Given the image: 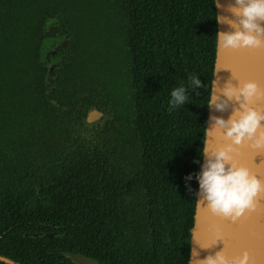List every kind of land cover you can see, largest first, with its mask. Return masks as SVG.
<instances>
[{"label": "trees", "instance_id": "16d2710c", "mask_svg": "<svg viewBox=\"0 0 264 264\" xmlns=\"http://www.w3.org/2000/svg\"><path fill=\"white\" fill-rule=\"evenodd\" d=\"M216 14L213 0H0L1 257L189 264ZM118 71L127 113L92 130L79 94L113 98Z\"/></svg>", "mask_w": 264, "mask_h": 264}, {"label": "water", "instance_id": "95a60500", "mask_svg": "<svg viewBox=\"0 0 264 264\" xmlns=\"http://www.w3.org/2000/svg\"><path fill=\"white\" fill-rule=\"evenodd\" d=\"M218 3L219 7H216L220 17L217 21L218 32L230 33L240 28L239 17L231 10L236 6L235 0H218ZM260 23L264 25V20ZM261 38L264 39V36ZM53 68L52 65L49 66L50 71ZM246 80L256 81L261 90H264V45L259 48L237 49L217 45L211 93L218 98L216 102L224 103V107L218 109L216 102L209 106L206 128L219 129V134L207 136L209 152L203 154L201 170L206 167L213 150L232 143L231 138L223 135L226 127L217 125L216 118L225 121L233 118L237 110H240L241 101L235 97L229 98L224 94L223 89L229 85L239 88ZM52 103L57 105L55 100ZM249 106L264 113V97L255 99ZM101 115L95 108L90 109L87 123L98 121ZM260 124L264 126V120H261ZM233 147L237 150L232 153L234 159L248 167L250 172L264 183V147H254L253 141L247 139L240 144H234ZM257 199L259 204L255 210H245L241 216L233 220L230 215L215 213L208 208L204 193L198 188L194 225L191 229L189 264H203L207 257H214L217 252H223L232 258L239 256L245 250L250 254V264H264V192ZM25 236L56 237L57 233H26ZM67 255L77 264H100L98 260L85 254L67 253ZM0 261L14 264L1 256Z\"/></svg>", "mask_w": 264, "mask_h": 264}, {"label": "clouds", "instance_id": "9594fccd", "mask_svg": "<svg viewBox=\"0 0 264 264\" xmlns=\"http://www.w3.org/2000/svg\"><path fill=\"white\" fill-rule=\"evenodd\" d=\"M213 3L214 7H219L218 0H213ZM235 5L231 10L239 17L241 27L230 33L217 32V45L232 49L259 48L264 45V39L261 38L264 36V25L260 23L264 20V0H235ZM215 19L220 20L218 14ZM191 80L195 85L201 83L195 76L191 77ZM223 91L229 98L235 97L241 101L240 110H237L233 118L228 121L216 118L217 125L226 127L223 135L231 138L232 143L212 151L206 167L202 168L197 179L199 189L208 202L207 207L215 213L230 215L235 220L245 210H255L259 204L257 198L264 192V183L252 174L248 167L238 163L232 155L237 151L233 145L240 144L245 139L253 141L254 147H264V126L260 124V121L264 120V113L249 106L255 99L264 97V90H261L256 81L246 80L239 88L229 85ZM186 99L185 87L181 85L171 90L168 103L180 105ZM217 99L210 93L207 105L211 106ZM216 107L221 109L224 103L216 102ZM209 134L218 135L219 129L205 128L202 154L209 152ZM203 264H250V254L245 250L239 256L229 258L225 253L217 252L214 257H207Z\"/></svg>", "mask_w": 264, "mask_h": 264}, {"label": "flooded vegetation", "instance_id": "af4514ba", "mask_svg": "<svg viewBox=\"0 0 264 264\" xmlns=\"http://www.w3.org/2000/svg\"><path fill=\"white\" fill-rule=\"evenodd\" d=\"M66 41L67 39H63L62 44H65ZM50 65L52 64H49L48 67ZM52 66L54 67L52 71H50L48 68V81L45 84L47 89V95H51L55 91V88H57L56 83L58 82V77L56 72L52 74L55 70V65ZM56 67L58 68L59 66L56 65ZM123 72H125V69ZM123 72L118 71L119 76L115 78L116 95L113 97L115 98L114 100L113 98H110V96H105L106 94L102 95L99 93H94L92 96H89L88 93L80 92V105L82 106L83 112L82 118L85 120V122H87L88 113L92 108H95L102 114L98 121L88 123V127L92 130L93 128H95V130L98 129L100 131L101 129L104 130L108 121L112 120L114 117L115 119H118L119 117H124L126 115V100L129 97V94L125 89L130 87V80L127 75L125 76L123 74Z\"/></svg>", "mask_w": 264, "mask_h": 264}, {"label": "rangeland", "instance_id": "374dc122", "mask_svg": "<svg viewBox=\"0 0 264 264\" xmlns=\"http://www.w3.org/2000/svg\"><path fill=\"white\" fill-rule=\"evenodd\" d=\"M89 134H91L92 132L91 131H89L88 132ZM15 165H16V167L17 168H20V170H19V172H16L17 173V177H21V175H23V171H24V168L21 166V164L18 162V163H15ZM15 174H13L12 176H14ZM16 177V178H17ZM13 180H15V179H13ZM25 181H27V180H25ZM17 183H18V180H17ZM28 184L27 183H25V186H27Z\"/></svg>", "mask_w": 264, "mask_h": 264}, {"label": "snow or ice", "instance_id": "6c2138e0", "mask_svg": "<svg viewBox=\"0 0 264 264\" xmlns=\"http://www.w3.org/2000/svg\"><path fill=\"white\" fill-rule=\"evenodd\" d=\"M252 250V249H251Z\"/></svg>", "mask_w": 264, "mask_h": 264}]
</instances>
